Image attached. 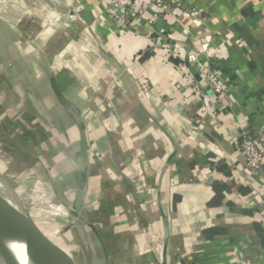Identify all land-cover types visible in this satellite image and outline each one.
I'll return each instance as SVG.
<instances>
[{"label": "crops", "instance_id": "crops-1", "mask_svg": "<svg viewBox=\"0 0 264 264\" xmlns=\"http://www.w3.org/2000/svg\"><path fill=\"white\" fill-rule=\"evenodd\" d=\"M147 1L0 0V175L74 209L77 264H264V0Z\"/></svg>", "mask_w": 264, "mask_h": 264}, {"label": "rangeland", "instance_id": "rangeland-1", "mask_svg": "<svg viewBox=\"0 0 264 264\" xmlns=\"http://www.w3.org/2000/svg\"><path fill=\"white\" fill-rule=\"evenodd\" d=\"M122 22L123 28H127L130 24L126 21ZM2 186L8 192L10 205L22 213L24 211L29 213L41 230L53 241L66 246L69 242L74 244V235L77 236L80 242L78 250L73 247V249H67V252L72 254L75 251V254L83 255L84 252L89 250V244L83 235L86 232L85 228L80 227L78 217L74 216V209L68 207L63 199L57 195H52V193L37 189L28 192L19 177L13 178L9 175H0V187ZM76 260L78 264H91L85 257L80 259L76 257Z\"/></svg>", "mask_w": 264, "mask_h": 264}, {"label": "water", "instance_id": "water-1", "mask_svg": "<svg viewBox=\"0 0 264 264\" xmlns=\"http://www.w3.org/2000/svg\"><path fill=\"white\" fill-rule=\"evenodd\" d=\"M59 97L62 100L60 95ZM87 151L86 132L83 131L80 158L82 169L87 160ZM24 214L25 219H20L0 199V257L5 264H20L11 250L12 243L22 244L28 258L39 260L44 264H77L69 252L41 230L29 213L24 211Z\"/></svg>", "mask_w": 264, "mask_h": 264}, {"label": "built area", "instance_id": "built-area-1", "mask_svg": "<svg viewBox=\"0 0 264 264\" xmlns=\"http://www.w3.org/2000/svg\"><path fill=\"white\" fill-rule=\"evenodd\" d=\"M147 0H111L112 12L120 21L127 23L133 22L139 18L141 3ZM199 54L190 57L189 62H196ZM207 83L212 87L215 93H226L228 91V83L215 70L207 69ZM237 149L243 155L245 163V171L256 173L264 167V128L257 130L255 133L243 132Z\"/></svg>", "mask_w": 264, "mask_h": 264}, {"label": "bare ground", "instance_id": "bare-ground-1", "mask_svg": "<svg viewBox=\"0 0 264 264\" xmlns=\"http://www.w3.org/2000/svg\"><path fill=\"white\" fill-rule=\"evenodd\" d=\"M0 199L14 215H16L22 220L25 219L24 213L18 211L17 209H15L14 207L10 205L11 201H10L8 192L3 186L0 187ZM11 250L16 255L20 264H32V263L36 264L37 263V260L28 258V256L25 253V248L22 244L12 243ZM0 264H5L4 260L1 257H0ZM38 264H44V263L38 260Z\"/></svg>", "mask_w": 264, "mask_h": 264}]
</instances>
